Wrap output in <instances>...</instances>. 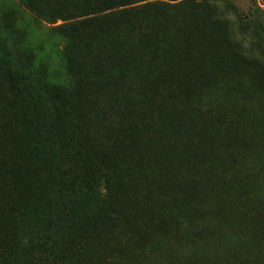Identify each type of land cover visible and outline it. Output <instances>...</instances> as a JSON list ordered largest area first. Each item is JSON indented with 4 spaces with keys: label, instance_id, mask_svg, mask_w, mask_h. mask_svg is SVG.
<instances>
[{
    "label": "rangeland",
    "instance_id": "obj_1",
    "mask_svg": "<svg viewBox=\"0 0 264 264\" xmlns=\"http://www.w3.org/2000/svg\"><path fill=\"white\" fill-rule=\"evenodd\" d=\"M33 1L0 0V185L13 168L10 196L28 190L0 219V264H127L142 245L174 264L194 241L180 227L194 229L197 165L213 175L235 139L253 152L220 183L217 248L196 238L192 256L264 264L227 224L264 206V0ZM247 170L251 190L233 199ZM201 190L196 223L214 199ZM171 234L174 247L156 244Z\"/></svg>",
    "mask_w": 264,
    "mask_h": 264
},
{
    "label": "trees",
    "instance_id": "obj_2",
    "mask_svg": "<svg viewBox=\"0 0 264 264\" xmlns=\"http://www.w3.org/2000/svg\"><path fill=\"white\" fill-rule=\"evenodd\" d=\"M22 1L27 5L28 8H30L33 11H36L35 3L33 0H22ZM4 55H5L7 62L10 64V66H12L13 62L10 60L9 51L7 47H4ZM15 79L17 78L15 77ZM250 102H251L250 100L245 101L243 102V104H249ZM261 140L264 142L263 136L261 137ZM251 142H254V141L251 139H247V140L235 139L234 141L231 140L229 143L231 144V146H233L234 151H235L234 153H232V151L230 150V147H227L219 151L215 157L212 156L213 159L216 160L215 166L217 169V170H214V169L212 170L214 173L213 175H211L210 172H207V167H208L207 165L198 163L197 165L198 168H197L196 173H198L199 177L197 176V180L191 183L193 194L191 195L190 199L186 198L189 200L186 203H188L190 206V211H189L190 213L186 219L189 218L190 222L192 220L194 221L195 223L193 224L194 229L189 233L186 232V230L189 227L181 226L182 224L181 215H179V217L181 218H176V220H178L179 226H181L180 228H182V231H180L179 227H177L176 225L173 226V231L174 229L177 231H180V233L183 236H186L194 241L193 243L185 242V241L183 243L178 242L177 247H180V248L184 247V248H182L183 250H179V249L177 250L179 254H182V253L184 254H183V259L176 261L174 264H208L192 256V253L197 252V250L201 248V245L200 244L198 245L195 239L197 238L200 240L202 239V240L211 242L217 248V246L213 242L212 237L213 235L218 234V231L221 226L220 223L222 220L221 218L222 213H220L221 210H218V203L220 202L218 201V199H216V197L224 191V188L220 186V183L223 179L226 180L227 178H228L227 181L233 182L235 179V176L232 175V172L235 169H239L241 167L245 168L242 162L243 153L244 155L251 154L253 152V148H252V151L250 150L243 151L241 150V145L251 143ZM240 164H242L241 167H240ZM217 172H219L218 177L216 176ZM14 173L15 172L13 168L5 172L3 174V181L5 182V184L0 185V191L7 192L9 194V195H4L3 199L0 200V219L2 221H7L8 218H12L11 216H16L20 207L25 203L24 194L28 192L27 190L24 194H20L16 198H13L12 196H10V194L14 193L19 187V183L14 181L13 179ZM72 178H74L73 175H72ZM241 180H242L241 185H234V184L229 185L232 189H234V192L232 194L233 199H237L238 197H241V196H244L246 198L247 194L251 190L252 184L249 179L248 170L246 174L244 175V179L241 178ZM203 182H207L209 184V188L212 189L211 192L214 194V199L209 201V204L205 206L206 212L204 216L202 217V220H201L202 222L196 223L200 219H196L198 214L197 212L194 211L193 205H194L195 200L198 197H201V195H203V191L201 190V185ZM152 187H153V183L149 182L148 184L149 191H151ZM156 191H159L158 186L156 188ZM252 202L254 203V201ZM230 205L234 206L235 204L234 202H231ZM256 206H257V203H254L253 208L249 209L245 213L244 221L246 222V225L240 224L241 226H238L236 224H239V223H236L234 219H231L230 222L227 224L230 225L236 232L239 233L240 241L247 244L248 246L250 245L249 247L256 249L259 252L264 254V219L262 217L264 206H261L260 208H256ZM191 215H192V218H190ZM163 216L170 217L169 215L168 216L163 215ZM248 216H252L251 221L247 220ZM207 217L211 218L209 223H208ZM156 223L157 222H155V224ZM159 225H165L167 227V224L165 222H159L155 225V228ZM138 233L139 232L135 234V241L136 239H138ZM159 233L162 234L164 232H159ZM176 238L177 236H174L173 234H171V237L161 240L159 241V243H156V244H163L166 247L172 248L177 244L174 241V239ZM185 243H188V245L190 243V245L188 246ZM136 245L139 246L138 243H136ZM193 245H195L196 247H194ZM139 247L144 248V254L137 258L132 256V258L130 259L127 258L128 256L126 255L125 257L128 259V262L127 260L123 258V263H127V264H169V261L166 260L164 257L162 258L159 255L157 256L155 255L157 251L156 249L153 248V246H148V247H151L150 251H146L145 249L146 246L142 245ZM164 248L165 247H163V249ZM230 249L231 247L230 245H228L225 248L224 252L218 254L220 256V259L225 257L226 254L230 251ZM165 257H169L170 261H172L173 263V259L171 260L172 256L170 254L165 255ZM132 259L134 260L132 261ZM216 262L212 264H215Z\"/></svg>",
    "mask_w": 264,
    "mask_h": 264
},
{
    "label": "bare ground",
    "instance_id": "obj_3",
    "mask_svg": "<svg viewBox=\"0 0 264 264\" xmlns=\"http://www.w3.org/2000/svg\"><path fill=\"white\" fill-rule=\"evenodd\" d=\"M210 190H211V189H210ZM210 195H211V193H210ZM210 195H209V196H210ZM205 199H206V198H205ZM208 203H209V202H208Z\"/></svg>",
    "mask_w": 264,
    "mask_h": 264
}]
</instances>
